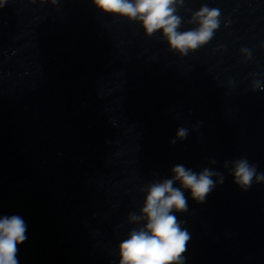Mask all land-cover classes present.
<instances>
[{
    "label": "clouds",
    "instance_id": "9594fccd",
    "mask_svg": "<svg viewBox=\"0 0 264 264\" xmlns=\"http://www.w3.org/2000/svg\"><path fill=\"white\" fill-rule=\"evenodd\" d=\"M6 3L7 0H0V7ZM51 3L56 5L58 0ZM93 4L102 13L138 23L148 37L161 33L169 49L180 56L206 45L220 27V10L202 5L187 21L196 27L180 31L183 20L177 15V9L184 0H93ZM242 52L248 55L246 49ZM259 87L257 82L254 88ZM187 136L188 129L180 127L170 143L174 145ZM224 167L229 169L233 183L242 191H248L253 182L264 183V173H258L256 165L247 158L225 161ZM171 174V178L154 181L141 189L146 193L143 206L139 215L130 213L128 220L131 224H144L131 229L127 238L119 243V264H185L184 253L191 234L175 215L188 210L185 191L193 201L203 204L208 195L224 183L225 177L209 168L195 172L183 164L173 166ZM177 183L179 187L175 186ZM27 231V223L19 214L0 216V264H20L19 246L27 240Z\"/></svg>",
    "mask_w": 264,
    "mask_h": 264
}]
</instances>
